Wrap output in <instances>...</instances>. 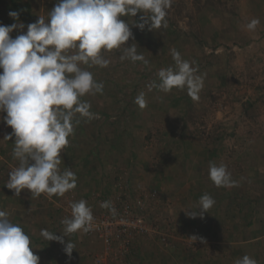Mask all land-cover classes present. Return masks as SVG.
<instances>
[{"label": "rangeland", "instance_id": "1", "mask_svg": "<svg viewBox=\"0 0 264 264\" xmlns=\"http://www.w3.org/2000/svg\"><path fill=\"white\" fill-rule=\"evenodd\" d=\"M56 3L0 0V24L23 23V29L10 33L15 38L39 16L47 21L48 11ZM9 11H17L19 19L11 18ZM140 15L122 18L129 22L134 37L126 46L134 43L149 64L121 61V48L102 53L110 61L107 67L82 65L104 84L102 94L81 97L91 104L90 111L98 118L87 120L77 114L60 165L75 167L76 162V170L88 161L90 170L85 177L92 183L100 168L107 169L102 172L105 179L101 177L106 185L99 188L96 177V190L90 193L93 214L110 211L118 199L130 204L142 202L139 211L152 232L139 240L130 264H176L177 258L172 261L170 253L181 251L194 263L201 250L210 258L209 264H234L245 254L264 264V0H172L165 18L167 27L151 31L147 26L140 30L132 24L139 22ZM252 18L260 20L255 31L246 28ZM173 48L183 59L194 62L197 74L204 76L198 100L189 97L186 89L165 94L147 88L153 81L158 82L156 73L160 68L175 66L170 54ZM141 92L147 100L143 110L134 103ZM4 116L6 113H0V179L16 159L15 137L5 138L12 129ZM220 139L224 140L222 144L218 143ZM210 151H217L218 159L222 155L230 161L243 151L251 154L253 171L233 176L251 189L250 223H243L242 215L232 224L228 221L231 212L218 216L217 208L212 207L202 218L186 215L189 209L199 210V198H195L199 174L191 168L195 169L192 166L197 164V156ZM88 154L91 158L84 160ZM258 167L263 172H258ZM94 168L97 172L92 171ZM212 189L204 193L210 194ZM71 198L75 199L72 190L62 196L64 202ZM187 199L190 206L182 210L179 205ZM106 201L110 208L101 207ZM245 206L247 210L248 203ZM60 230L64 234L63 228ZM192 236L197 239L193 241ZM74 238L78 256L75 263L92 264L103 249L100 241L83 231Z\"/></svg>", "mask_w": 264, "mask_h": 264}, {"label": "clouds", "instance_id": "2", "mask_svg": "<svg viewBox=\"0 0 264 264\" xmlns=\"http://www.w3.org/2000/svg\"><path fill=\"white\" fill-rule=\"evenodd\" d=\"M171 4L172 0H57L48 11L47 21L39 16L15 38L10 33L23 29V23L0 24V113H6L3 119L12 132L5 138L15 137L13 156L19 161L5 186L14 190L16 196L27 189L32 197H62L77 187L76 174L70 169H59L61 153L74 133L77 114L87 120L98 118L90 111L91 104L81 97L102 94L104 88L103 82L95 80L93 73L82 65L107 67L110 61L102 53L121 48V61L148 65L134 43L126 46L134 37L129 22L122 18L141 13L139 22L132 23L140 30L146 26L150 31L167 27L165 18ZM8 15L19 19L17 11H9ZM259 24V18H252L246 28L255 31ZM170 54L175 66L160 68L156 73L158 82L147 85L148 90L168 94L173 89H186L189 97L198 100L204 76L198 75L194 62L183 59L175 48ZM134 103L145 109V93L137 95ZM208 178L216 187H234L237 183L226 165L213 161L209 162ZM214 204V198L205 193L199 198L198 212L189 209L185 213L190 218H202ZM101 207L111 206L106 201ZM70 208V217L61 221L64 235L41 229L44 239L64 244V236L92 230L94 217L87 201L71 202ZM111 211L115 214L114 207ZM8 217L7 212L0 211V264H39L29 235ZM191 239L195 241L197 237ZM73 249L74 244L67 241V256L71 257ZM234 264L258 261L245 254Z\"/></svg>", "mask_w": 264, "mask_h": 264}, {"label": "crops", "instance_id": "3", "mask_svg": "<svg viewBox=\"0 0 264 264\" xmlns=\"http://www.w3.org/2000/svg\"><path fill=\"white\" fill-rule=\"evenodd\" d=\"M235 139V138H233ZM235 140H233L234 142ZM221 139L218 141V143H223ZM216 148H213V150ZM202 154V153H201ZM183 156H187L186 154ZM241 155V156H240ZM249 151L246 153L243 151L242 153L238 154V157L235 158V160L230 161L228 157H224L221 155V159H218L219 155L217 151H210L206 152L205 158L202 157H196V165H193L195 169L191 168V171L193 170L197 172V178L200 184L199 191L195 195V198H200L203 194H205V191H208L209 189H212V193L209 195L214 198L215 203L217 201V205L214 204L212 208H217V215H223L227 213V215L231 212V217L228 218V221L232 224L239 222L241 217L243 215V223L247 221V223L251 222V205H250V191L248 187L242 185L243 183L240 182V178H234L233 176L240 174V175H246L247 173H251L253 171L252 165L253 163L250 161L252 158L250 157ZM227 156V154H226ZM91 158L90 154L84 158V160H89ZM226 159V160H225ZM14 166H11V168H6V170L3 172L4 179H0V211H5L9 214V219L12 223L18 224L21 226V228L25 231L27 235H29L32 243V251L35 255L39 256V264H77L75 263L76 258L78 257L75 249H73L71 257L67 256V254L64 252V247L67 241L71 242L75 246V236L74 234H68L67 236H64V244L58 242V241H47L40 235L41 229H47L48 231L52 233H56L58 236L64 235L60 229L64 228L61 221L66 218L70 217L71 215V208L70 203L74 201H79L81 199H84L87 201L88 206L91 208H95L94 203H90V193L92 191L96 190L97 187V181L99 182L98 186L101 188L103 185H106L105 182L101 183L102 179H105L104 177L106 174H102V172H107V169L100 168L99 175L94 178V176H90L94 183L89 182L88 178L85 177L88 174V171L90 170L88 167V161H86V167L85 163L84 166H82L79 169L73 170L77 166L76 162H74L75 167H72L69 165H60V170L63 171L65 169H70L76 174L77 178V187L72 190L73 193H75V199L71 198L68 202H64L62 197L60 196H52L49 197L47 194H41L39 197H32L31 192L27 189H24L21 191L19 196H16L14 193V190L8 189L5 184L9 179V173L14 170L16 167L19 166L18 159H14ZM213 161L217 165L224 164L227 166L228 171L232 175V179L236 181V186L234 187H216L214 184L210 181L208 178V168H209V162ZM85 167V168H83ZM98 168L92 169V171L97 172ZM255 169V168H254ZM260 169V170H259ZM258 172H263V168L258 167ZM1 173V172H0ZM92 175H96V173H92ZM238 177V176H237ZM249 176L247 180H250ZM107 179V178H106ZM245 179V178H244ZM244 182V181H243ZM174 189V188H173ZM172 190V189H171ZM213 190H215V193H213ZM240 192L239 197L236 198V194ZM243 190L245 192H243ZM77 195V196H76ZM239 199V200H236ZM243 202L241 204L240 202ZM237 204V207L235 205ZM248 203L247 210L245 209V204ZM188 199L183 200L180 208L186 209L188 208ZM190 206V205H189ZM209 212V210H208ZM216 216V215H214ZM213 219H218L219 222L220 219L218 217H213ZM221 223V221L219 222ZM167 251V250H166ZM170 253V252H169ZM167 254V252H166ZM172 255V261L176 260V264H209L207 262V259L205 255H207L206 252L203 250L198 251L199 259H196L197 261L194 263L189 262L186 259V253L185 251L181 252H172L170 253ZM165 255V254H164ZM182 256L183 260L180 261L178 258ZM166 257V255H165ZM164 257V258H165ZM160 258V257H159ZM161 260V259H160ZM179 260V261H178ZM155 263V262H154ZM149 264V263H148ZM150 264H153L150 262ZM162 264V263H157Z\"/></svg>", "mask_w": 264, "mask_h": 264}, {"label": "built area", "instance_id": "4", "mask_svg": "<svg viewBox=\"0 0 264 264\" xmlns=\"http://www.w3.org/2000/svg\"><path fill=\"white\" fill-rule=\"evenodd\" d=\"M116 203L115 214L111 210L93 214V228L85 233L96 237L103 248L92 264H130L139 240L152 232L139 211L142 202L130 204L118 199ZM160 239L166 241L164 236Z\"/></svg>", "mask_w": 264, "mask_h": 264}]
</instances>
